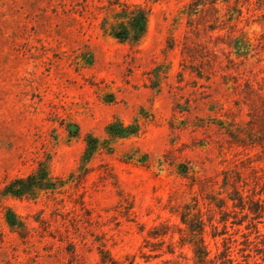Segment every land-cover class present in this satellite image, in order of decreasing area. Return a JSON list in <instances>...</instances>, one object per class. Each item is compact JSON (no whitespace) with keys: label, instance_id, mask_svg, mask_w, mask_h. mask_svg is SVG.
Segmentation results:
<instances>
[{"label":"rangeland","instance_id":"rangeland-1","mask_svg":"<svg viewBox=\"0 0 264 264\" xmlns=\"http://www.w3.org/2000/svg\"><path fill=\"white\" fill-rule=\"evenodd\" d=\"M111 1L0 0V189L58 181L2 199L0 264H196L186 204L209 264H264V0H119L150 10L139 42L103 31Z\"/></svg>","mask_w":264,"mask_h":264},{"label":"trees","instance_id":"trees-1","mask_svg":"<svg viewBox=\"0 0 264 264\" xmlns=\"http://www.w3.org/2000/svg\"><path fill=\"white\" fill-rule=\"evenodd\" d=\"M110 11L103 18L101 27L105 33L109 32L119 41L139 42L147 32L150 10L141 4H127L119 0L110 2ZM120 9H117V7ZM109 133L119 136H129L139 133V125H125L120 119H115L107 126ZM87 148L83 154V160H89L94 154L98 145L95 136H87ZM110 148V147H109ZM82 166V165H81ZM57 178L49 172L48 164L41 162L38 169L23 177L10 180L0 189V207L2 199L5 197L32 198L36 197L43 190H55L57 188ZM237 197H230L235 201ZM239 206L245 209L242 198H238ZM5 208V218L7 223L19 231L25 232L26 225L22 218L9 206ZM254 210V209H250ZM181 220L187 226L188 236L185 242L192 246L196 264H209L213 260L210 258V251L204 240L205 223L197 208L191 204H186L181 213ZM224 264H235V260L227 253ZM213 264H217L214 262Z\"/></svg>","mask_w":264,"mask_h":264}]
</instances>
